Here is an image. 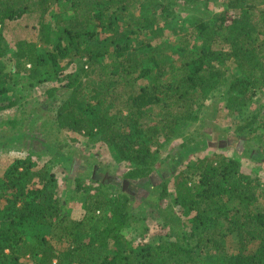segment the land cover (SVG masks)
<instances>
[{
	"label": "trees",
	"instance_id": "16d2710c",
	"mask_svg": "<svg viewBox=\"0 0 264 264\" xmlns=\"http://www.w3.org/2000/svg\"><path fill=\"white\" fill-rule=\"evenodd\" d=\"M211 1L0 0V110L19 104L17 86L58 81L69 64L81 63L66 76L54 129L104 143L115 161L128 165L126 180L148 177L213 90L226 87V107L236 112L264 88V0H225L223 11L173 23L176 7L207 9ZM23 11L37 13V37L17 40L11 51L3 31ZM166 173L174 178L173 202L189 213L169 219L172 232L134 244L124 232L129 194L83 187V215L70 218L46 163L39 166L29 151L18 155L0 174V264H264L257 175L219 153ZM162 185L161 198L169 193ZM31 226L41 230L34 242ZM51 234L60 249L49 243Z\"/></svg>",
	"mask_w": 264,
	"mask_h": 264
},
{
	"label": "rangeland",
	"instance_id": "374dc122",
	"mask_svg": "<svg viewBox=\"0 0 264 264\" xmlns=\"http://www.w3.org/2000/svg\"><path fill=\"white\" fill-rule=\"evenodd\" d=\"M56 4L51 1L53 11L57 8ZM226 6L225 0L211 1L207 9L202 4H182L175 9L176 22L173 23L180 24L186 20L187 24L190 20L202 18L203 14L223 11ZM22 14V17L9 21L3 31L11 51L15 50L17 40L32 42L37 37V13ZM73 63L66 67L58 81L17 86V94L21 95L19 104L0 110V174L15 157L29 151L30 156L38 160L39 166L46 163L55 174L59 193L65 198V209L68 216L74 219L81 218L85 210L83 187L93 191L92 188L101 186L112 195L118 191L129 194L132 197L131 217L124 232L134 244L153 242L158 234L172 232L169 230V219L179 221L187 217L189 211L173 202L174 178L166 172L185 170L200 155L219 153L240 160L244 169L260 178L261 202L264 204V88L250 105L236 112L226 107V87L213 90L200 108L197 120L186 131L179 130L162 149L158 171L148 177L126 180L124 174L129 170L128 165L115 161L104 143L54 129V110L59 97L66 91L63 86L66 76L81 65ZM226 68L231 70L234 64L228 62ZM54 86L59 88L57 95H49L47 90ZM9 95L12 96V93L9 92ZM253 114H257L256 118L252 127H248ZM189 137H192V142H189ZM187 139L189 149L183 152L182 143ZM166 154L167 158L163 160ZM163 183L169 193L161 198ZM28 232H31L30 238L34 242L41 230L31 226ZM45 233L46 236L49 234ZM49 241L55 249H60L52 234ZM234 241L235 236H231L226 244L227 251H230Z\"/></svg>",
	"mask_w": 264,
	"mask_h": 264
}]
</instances>
